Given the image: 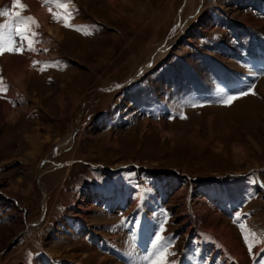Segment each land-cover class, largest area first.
Returning <instances> with one entry per match:
<instances>
[{"label":"rangeland","instance_id":"rangeland-1","mask_svg":"<svg viewBox=\"0 0 264 264\" xmlns=\"http://www.w3.org/2000/svg\"><path fill=\"white\" fill-rule=\"evenodd\" d=\"M55 3L43 7L58 43L20 22L45 46L5 61L10 76L28 64L19 85L0 54V97L15 92L0 101V264H123L118 249L149 243L150 264L165 245L169 264H264V0ZM10 23L0 46L6 32L21 43ZM139 213L155 224L133 244Z\"/></svg>","mask_w":264,"mask_h":264},{"label":"crops","instance_id":"crops-1","mask_svg":"<svg viewBox=\"0 0 264 264\" xmlns=\"http://www.w3.org/2000/svg\"><path fill=\"white\" fill-rule=\"evenodd\" d=\"M12 4V6H13V8H14V5H13V3H11ZM4 5H8V4H4ZM3 5V6H4ZM47 7H49V6H47ZM2 7H0V9H1ZM12 8V12H14V11H18L16 8H14L13 9ZM52 8H54V7H52ZM3 9V8H2ZM59 10V9H58ZM21 13V16L22 17H28V16H31L30 14H28L27 12H20ZM9 14H10V12H9ZM10 16V17H9ZM32 17V16H31ZM71 17V16H70ZM1 20V19H0ZM10 20H11V15H7L6 16V18H4L2 21H0V37H3L1 34V32H3V34L5 35V33H4V28H3V25L4 24H9L10 26V28H13L14 26L10 23ZM31 24H35L34 22L32 23V21H29ZM21 24H23V21H21ZM35 26L36 27H39L38 26V24H35ZM7 28V27H6ZM6 34L8 35V36H10V34H9V32H6ZM11 36H12V38H14V36L11 34ZM17 36V35H16ZM37 36V37H36ZM17 39H19V37H16ZM32 39V40H31ZM30 40H31V47H34L35 48V50H36V48L39 46V44L42 42V40L41 39H38V35H35V37H34V35L32 34V38H30ZM0 41H1V39H0ZM42 44L45 46V44L42 42ZM2 46V45H1ZM15 46L17 47V48H19V47H23L24 48V52H23V54H26L27 55V48L29 47V40L27 39H25L24 40V42H22V43H16L15 44ZM4 54V55H3ZM3 54H1V56L3 55V61H4V66H3V64H2V71H3V81H4V83L6 84V80H8V79H12L11 78V76H10V74L7 72L8 71V68H7V65H6V63H5V61L6 60H10V62L12 61L11 59H14L15 60V58L16 59H23L24 57H21V56H23V55H21V56H15V55H12V54H17L18 55V53H14V52H4ZM50 58V57H49ZM45 59H48V58H45ZM51 59H53V58H51ZM62 62H63V64H62V69H65L66 67H68L69 65L66 63V62H64L63 60H62ZM22 63V62H21ZM44 64H47V65H49V66H51L53 69H56L57 67L59 68L60 66H59V64H60V62L59 63H56V62H52V61H49V60H47V62H44ZM20 65V64H19ZM61 65V64H60ZM26 69H27V67H26ZM5 70V71H4ZM58 70V69H57ZM47 71V70H46ZM51 71V70H50ZM25 74H26V70H25ZM9 77V78H8ZM33 80V79H32ZM7 89H9V88H7ZM10 94H15V92H14V90L12 91V88L9 90V91H7V94H6V96L5 97H3V98H1L0 97V101L1 100H4V99H6L7 98V96L9 97V99L8 100H10ZM11 103H13V102H11ZM1 109V108H0ZM36 110V109H35ZM31 111V110H30ZM32 112V111H31ZM2 116V115H1ZM15 119V118H14ZM3 120V119H2ZM31 134H34V136H33V138H36L37 136L35 135V131L34 130H32L31 131V133L29 134V135H31ZM2 138H3V141H7L8 143H9V145H10V149H11V152H12V146H11V142L13 141V143L15 142V135H14V133L13 134H11L10 133V135H4V136H2ZM29 140H30V138H29ZM34 141H38V143H37V145H36V147H32V143H31V141H30V151L32 150L33 151V154L32 155H30L29 156V154H27V156H29L30 158H32V157H34V153L35 154H38L39 152H38V149H40L41 147H38L39 145H41V146H43L42 144H40V141L39 140H36V139H33V142ZM5 143V142H4ZM12 143V144H13ZM14 145V144H13ZM2 146V145H1ZM38 147V148H37ZM42 150V149H41ZM30 151H27V153L28 152H30ZM11 154V153H10ZM9 156H11V155H9ZM82 161V160H81ZM83 162L84 163H88L87 161H85V160H83ZM14 165H17V163L16 162H11L10 164H9V167H12V166H14ZM54 166L55 165H53V167H51V169H47V171H46V169H45V171L42 169H39V174H41V175H45V173H50V172H54ZM91 166V165H90ZM42 168V167H41ZM89 168H91L92 170H94V168L91 166V167H89ZM56 171H57V169H55ZM89 169H87V171H88ZM85 173L86 172H84V173H80L79 175H81V177L82 176H85ZM115 180H117V178H115ZM48 182V184H50L51 182H49V181H47ZM47 184V183H46ZM47 184V185H48ZM75 184V183H74ZM73 184V186H72V188L71 189H74L75 187H76V189L78 190V189H80V188H82V187H80V185H74ZM128 184V183H127ZM71 185H72V183H71ZM85 185V184H84ZM80 187V188H79ZM120 189L122 190V192H124L125 193V196H124V202H126L127 204H128V206L130 205V203L128 202V191H129V189L127 188V187H120ZM134 189H136L135 187H134ZM117 190V189H116ZM76 191V190H75ZM134 193V192H133ZM119 197L120 196H116V195H114L113 197H111L110 199H109V201H110V203L112 204V205H114V207H115V204H117V203H119V201H120V199H119ZM130 198V197H129ZM105 203V202H104ZM115 203V204H114ZM121 203H123V201L121 202ZM105 206V205H104ZM65 207H67L66 205H61V206H57V210L58 211H60V213L62 212L63 213V211H64V208ZM120 208H121V205H120ZM119 208V209H120ZM108 212H110V210L108 209L107 210ZM64 218V219H63ZM64 220H66V218L64 217V216H62L61 214L59 215V219H57V222H60L59 224H64L63 222H64ZM72 224H74V223H72ZM144 224H147L146 226H144ZM153 224H155V222L150 218V217H145L142 213H139L138 214V217H137V222H134L132 225V230H131V232H130V234L132 235L131 237L129 236V238L131 239L130 241H132V243L134 244L135 242H137L138 241V239L139 240H143V239H141V238H137V237H135L136 235H137V232H138V230H140V233H141V235L143 236H145V237H147L146 236V234H147V229L149 230L150 229V226H152ZM69 227H66V229H68ZM150 233V232H149ZM149 236V235H148ZM152 239V238H151ZM92 243L91 244H93V246H94V249L96 250H98V248H100V246H99V241H98V239L97 238H93L92 239V241H91ZM144 242H145V240H144ZM147 243V242H146ZM101 245V244H100ZM102 246V245H101ZM135 247V246H134ZM102 248H103V246H102ZM134 249V252H136V251H138V252H140V256L139 255H135L133 252L131 253V251L129 250V251H126V252H123V247L119 250H117V253H116V255H114V258H117V259H119V260H117L118 262H120V263H122L123 262V264H150V257H151V255H150V252H151V243H149V244H147L144 248H138V247H135V248H133ZM150 249V250H149ZM104 250H105V247H104ZM136 250V251H135ZM106 251L108 252V253H111V254H113V251H109L108 250V247H106ZM110 254V255H111ZM142 254V255H141Z\"/></svg>","mask_w":264,"mask_h":264},{"label":"bare ground","instance_id":"bare-ground-1","mask_svg":"<svg viewBox=\"0 0 264 264\" xmlns=\"http://www.w3.org/2000/svg\"><path fill=\"white\" fill-rule=\"evenodd\" d=\"M10 3H13V0H0V7L3 6L4 4H9ZM22 3L23 5H25V8H26V12L28 14H30L31 16H33V20H32V23L34 22L35 23V19L37 20L35 24H39L41 25L42 27H46V32L48 34V37L51 36L52 40L54 41V43H58L61 38H62V35L60 33V29L62 26L60 25H49L47 24V21L49 20L48 18V14L49 12L45 10V8L47 7V5H50L52 4L54 7H57L58 5L55 3V0H22ZM43 5L46 7H43ZM133 17V16H132ZM49 26V27H48ZM37 37V36H36ZM53 43V44H54ZM53 58V57H52ZM27 61V60H26ZM22 61L20 62H16V66H14V71L12 72V76H11V80H14L18 83V85L20 84V79L19 78H22L23 76H20L15 79V77H13V75L15 74L17 68H21L24 69L25 67H27L28 64L24 65L21 63ZM29 62V61H28ZM31 62V61H30ZM25 63V61H24ZM20 64V65H19ZM25 66V67H24ZM8 73H9V69L12 68V66H8ZM21 69V70H22ZM33 67L31 66L29 68V72H33ZM17 73V72H16ZM16 75V74H15ZM24 78V77H23ZM24 82V81H23ZM25 83V82H24ZM264 83V82H263ZM262 83V88H263V91H264V84ZM22 84V83H21ZM25 87V86H24ZM23 87V88H24ZM4 105V104H3ZM63 102L61 103V106L63 107ZM7 107L4 106L3 109L5 110ZM3 112V111H2ZM13 116V114H12ZM13 118V117H11ZM32 137V136H31ZM69 136L65 137L64 140H63V143L66 142V140H69L68 139ZM71 139V138H70ZM33 141V140H32ZM37 142V141H36ZM215 224V222H214ZM216 228V227H215ZM213 230V229H212ZM221 230V229H220ZM219 231V230H217ZM226 231V230H225ZM223 232V231H222ZM222 235V234H221ZM224 236H221V238H227L228 237V234H223ZM230 247V246H229ZM231 249L232 251L234 252L235 255H237V257L241 256L242 254L240 253V251H238V249L236 248V246L234 247V245L231 246ZM240 250V249H239ZM52 255H55V253L52 252Z\"/></svg>","mask_w":264,"mask_h":264},{"label":"snow or ice","instance_id":"snow-or-ice-1","mask_svg":"<svg viewBox=\"0 0 264 264\" xmlns=\"http://www.w3.org/2000/svg\"><path fill=\"white\" fill-rule=\"evenodd\" d=\"M13 5L14 8L17 9H22L25 7V5H23L22 0H13ZM0 15H11L13 20L17 21V27L15 29L16 31V35L20 37L21 39V43L23 42V40L28 39L29 40V50H33L31 48V40L29 37L25 36L24 33L27 31V25L24 26H20V22L23 20H27V21H32L33 17L28 16V17H22L20 11H14L11 14H9V11L7 9H4V11L2 13H0ZM9 24H5L3 25V27H9ZM4 52H14V53H18V54H23L24 52V48L23 47H15L13 44V40L12 37L9 36L7 39V43H5L4 45L0 46V54H3ZM249 91H241L238 95H229L227 97V99L224 101V103L226 104H231L232 102H234L236 99L248 95ZM164 237H162L159 233L156 235V243L159 244L161 242V240H163ZM249 247H251V245H249ZM167 254H168V248L167 245L163 246V248L156 254V258L151 261V264H169V262L167 261Z\"/></svg>","mask_w":264,"mask_h":264}]
</instances>
